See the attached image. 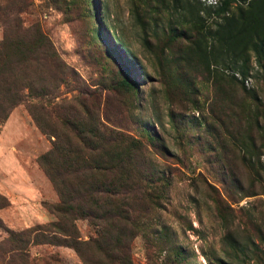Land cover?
I'll return each instance as SVG.
<instances>
[{
	"label": "rangeland",
	"instance_id": "374dc122",
	"mask_svg": "<svg viewBox=\"0 0 264 264\" xmlns=\"http://www.w3.org/2000/svg\"><path fill=\"white\" fill-rule=\"evenodd\" d=\"M231 2L226 15L240 24L249 0ZM223 16L195 0H0V42L19 18L38 23L64 65L59 80L32 64L10 71L45 94L22 90L0 124V194L9 202L0 208V241L6 229L56 219L47 208L59 202L54 153L65 158V189L71 127L86 136L100 116L142 143L138 159L157 178L141 181L126 257L115 261L97 240L99 227L81 217V253L38 244L30 248L37 264H264V66L254 39L242 46L235 33L218 34Z\"/></svg>",
	"mask_w": 264,
	"mask_h": 264
},
{
	"label": "trees",
	"instance_id": "16d2710c",
	"mask_svg": "<svg viewBox=\"0 0 264 264\" xmlns=\"http://www.w3.org/2000/svg\"><path fill=\"white\" fill-rule=\"evenodd\" d=\"M195 1L209 14H225L224 25L217 28L219 35L221 32L228 35L235 33L232 35L233 42L242 46L254 39L257 62L261 67L264 66V0H249L247 13H240V24L231 21L232 17L228 18L226 15L232 0H220L219 4L215 3L216 6L211 0ZM232 24L238 27L232 29ZM14 63H23L24 67L32 64L36 69L50 72L51 79L59 80V76L64 75L61 69L64 65L41 26L38 23L24 25L19 18L6 29L4 39L0 42V124L9 109L23 100L22 90L27 89L38 100L45 94L42 88L36 90L28 82H21L16 72L12 74L10 71ZM119 64L124 65L121 60ZM244 64L241 61L237 68L242 77L248 74ZM128 77L123 78L122 83L126 87H133L135 81ZM255 100L261 104L257 95ZM31 112L37 126L46 130L41 116L35 110ZM56 117L65 121L64 117ZM121 125L106 117L102 120L100 116H94L86 136L82 134V130L70 126L74 131L75 145L71 147L72 161L66 169L71 172L73 179L64 189L62 182L66 173L59 163L65 158L61 151L54 153V159L61 158L56 166L57 172L50 171L59 202L47 205V208L56 219L48 224H36L21 231L6 229L8 233L0 241V264H37V258L31 255L30 248L38 244L67 246L75 249L78 254L81 253L83 242L79 239L75 223L81 217L95 222L99 227L96 232L97 240L102 247L106 246L115 261H122V257H126L128 237L130 240L134 236L133 225L137 221V217L131 213L135 212V205L140 204L146 192L142 190L141 181L149 180L153 184L157 178L153 176V172L148 173L143 169L144 156L138 159L144 148L142 143L121 131ZM109 147H114L119 152L114 149L109 152ZM40 161L46 164L45 158ZM50 167L55 170L54 165ZM8 204L7 198L0 194V208ZM91 241L90 238L84 243Z\"/></svg>",
	"mask_w": 264,
	"mask_h": 264
}]
</instances>
